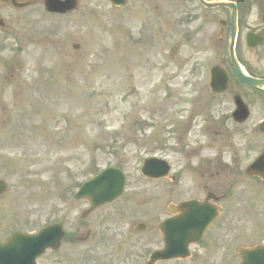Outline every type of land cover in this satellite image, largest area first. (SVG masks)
<instances>
[{
	"label": "rangeland",
	"instance_id": "rangeland-1",
	"mask_svg": "<svg viewBox=\"0 0 264 264\" xmlns=\"http://www.w3.org/2000/svg\"><path fill=\"white\" fill-rule=\"evenodd\" d=\"M145 2L117 9L109 0H86L69 17L34 15L29 23L17 19L21 13L1 12L18 38L0 35V180L8 186L0 196V239L61 222L68 236L41 264H147L162 247L157 223L168 205L202 197L193 155L209 154L215 137L189 124L204 94L202 76L180 36L179 2ZM238 143L233 137L230 149ZM151 157L172 165L167 178H143ZM110 167L126 174L124 197L81 220L89 204L74 199L78 185ZM246 197L190 258L158 264H237L240 246L264 241V204L253 207ZM126 207L133 213L119 217ZM141 223L150 229L137 232Z\"/></svg>",
	"mask_w": 264,
	"mask_h": 264
},
{
	"label": "flooded vegetation",
	"instance_id": "flooded-vegetation-1",
	"mask_svg": "<svg viewBox=\"0 0 264 264\" xmlns=\"http://www.w3.org/2000/svg\"><path fill=\"white\" fill-rule=\"evenodd\" d=\"M46 1L0 0V12L44 8ZM83 1L86 0H77L78 6ZM145 1H148L145 5H150L156 0ZM177 1L176 7H180L177 20L180 25L190 27L192 42L188 48L192 65L198 67L197 77L202 76L204 90V94L195 98L196 116L190 122L191 130L215 136L208 143L209 154L193 155L198 160L195 167L200 174L202 197L190 199L211 210L219 209L220 214L227 207L237 211L242 195L253 200V207L255 202L256 206L264 204V0H203L226 4L216 9L204 7L200 0ZM155 8L157 11L158 5ZM158 12L154 15L157 20L161 18ZM17 17L35 16L28 13ZM2 24L0 32L12 31L9 21ZM233 137L239 143L230 149ZM253 164L258 165L256 175L248 172ZM234 188L239 191L231 202ZM225 202L231 203L227 206ZM2 240L0 244L6 242ZM61 259L64 260V255Z\"/></svg>",
	"mask_w": 264,
	"mask_h": 264
},
{
	"label": "water",
	"instance_id": "water-1",
	"mask_svg": "<svg viewBox=\"0 0 264 264\" xmlns=\"http://www.w3.org/2000/svg\"><path fill=\"white\" fill-rule=\"evenodd\" d=\"M128 0H111L115 7H121ZM53 7V8H52ZM51 11L63 13L70 11L75 6L70 5L65 9L63 7L52 6ZM145 175L155 178L166 175L168 169L163 163L157 160H147ZM124 188V178L119 172L108 170L100 176L85 184L77 198H90L92 208L84 214L87 216L92 210L101 205L110 203L122 194ZM6 191V186L0 182V194ZM192 203H186L180 206L183 216L179 219L167 221L164 223L165 228V250L156 253L152 258V263L157 260H169L173 258H185L188 255L187 246L191 242L200 239L202 233L208 227L212 220H198L196 214L188 212ZM195 216V217H194ZM193 217V218H192ZM64 234L61 226H51L36 236L21 237L25 239L23 245H14L17 251L9 252V258L14 264H34L35 259L40 256L46 249H56L60 246V242ZM15 236L13 239H18ZM25 247V248H24ZM239 254L242 257V264H264V245L254 249H240Z\"/></svg>",
	"mask_w": 264,
	"mask_h": 264
}]
</instances>
